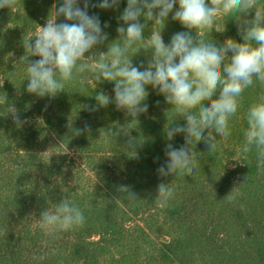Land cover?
I'll return each mask as SVG.
<instances>
[{"label": "clouds", "instance_id": "obj_1", "mask_svg": "<svg viewBox=\"0 0 264 264\" xmlns=\"http://www.w3.org/2000/svg\"><path fill=\"white\" fill-rule=\"evenodd\" d=\"M16 2L0 0V9L12 10ZM121 2L83 0L81 7V0H61L58 7L54 5V18H49L35 38L24 45L26 52H30L26 58V91L41 98H55L64 91L65 82L74 79V72L83 74L91 68L97 81L114 83L113 96L100 92L95 96L97 105H85L84 110L95 112L111 103L135 122L149 111L146 88L152 86L168 104L180 106L185 121L164 129L166 160L157 172L167 177L177 169L195 164L194 140L203 141L211 149L216 146L217 135H229V118L236 114L242 93L255 81L264 84V7L258 6L256 0H126V7L117 17L119 38L108 45L106 53L97 55L93 50L108 40L104 28L110 24L102 26L99 15L90 14L89 9L119 11ZM221 11L239 13L235 21L243 43L231 38L223 43L205 38L201 29L214 27ZM170 16L185 30L174 33L167 44L162 32L152 31L148 38L151 59L146 67L144 63L134 65L128 56L137 42L144 39L147 22L166 24ZM58 17H63L64 22L57 23ZM141 18L145 23H141ZM29 57L39 59L30 61ZM214 96L217 98L213 99ZM7 111L18 126L27 122L21 120L15 105H9ZM247 119L243 151L248 153L255 147L258 166L264 167V100L249 107ZM82 131L90 128L85 125L76 130V135ZM109 132L116 138L124 136L128 149L137 147L138 142L127 127ZM181 134L183 143L174 144L175 137ZM119 191L130 200L137 199L127 186H121ZM171 195L168 184L158 185V196ZM225 198L231 200V193ZM84 222L81 209L62 200L54 209L40 212L38 225L46 235H51L70 231Z\"/></svg>", "mask_w": 264, "mask_h": 264}]
</instances>
